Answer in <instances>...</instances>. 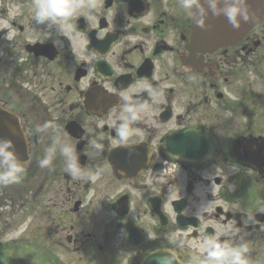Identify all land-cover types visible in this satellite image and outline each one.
Instances as JSON below:
<instances>
[{"label":"flooded vegetation","instance_id":"flooded-vegetation-1","mask_svg":"<svg viewBox=\"0 0 264 264\" xmlns=\"http://www.w3.org/2000/svg\"><path fill=\"white\" fill-rule=\"evenodd\" d=\"M54 2L64 35L0 0V107L27 155L0 264H195L241 239L264 264V0L212 49L180 0Z\"/></svg>","mask_w":264,"mask_h":264},{"label":"clouds","instance_id":"clouds-1","mask_svg":"<svg viewBox=\"0 0 264 264\" xmlns=\"http://www.w3.org/2000/svg\"><path fill=\"white\" fill-rule=\"evenodd\" d=\"M180 6L187 11L188 15L194 19L198 27L205 26V20L209 12L211 15L227 19L234 28H239L241 22H248L252 18V12L248 0H180ZM34 19L36 25H45L50 30H55L60 35H64L62 21L68 17L61 15L59 5L54 0H35ZM4 38L11 41V29L3 31ZM35 35V34H34ZM94 147H99L94 145ZM70 149L61 148V154L68 156ZM54 156L52 149L40 161L41 167H48ZM23 164L15 151L12 140L0 138V184L8 185L19 182L24 173ZM74 178L76 173L71 166L66 167ZM204 209L201 208L199 211ZM248 219H251L250 217ZM220 247L212 245L210 252L204 257L198 258L195 264H249V246L241 239L239 243L219 242ZM164 264H173L170 257L166 260L161 258ZM161 264V261H158Z\"/></svg>","mask_w":264,"mask_h":264},{"label":"water","instance_id":"water-1","mask_svg":"<svg viewBox=\"0 0 264 264\" xmlns=\"http://www.w3.org/2000/svg\"><path fill=\"white\" fill-rule=\"evenodd\" d=\"M261 2L262 0H248V4L253 15L248 22H241V26L239 28H234L230 23H228L225 17H216L211 15L210 12L206 17L204 27H198L193 19V39L197 43L205 46V48H210L236 41L247 31V29L252 24H254L259 19L261 13ZM4 115L5 112L0 109V138L12 140L15 146V150L23 148L24 144L21 135L18 132L16 134L10 132L14 125L12 127L11 122L8 119L3 118ZM8 122H10V127L8 126ZM15 126L16 130L18 131L17 123H15ZM16 154L19 155V153L17 152Z\"/></svg>","mask_w":264,"mask_h":264},{"label":"rangeland","instance_id":"rangeland-1","mask_svg":"<svg viewBox=\"0 0 264 264\" xmlns=\"http://www.w3.org/2000/svg\"><path fill=\"white\" fill-rule=\"evenodd\" d=\"M18 182L17 183H11V184H8V185H2V184H0V193H3V194H16V191H17V189H18ZM20 206H22V205H20ZM17 207L18 206H13V208L15 209L14 210V213L15 214H18V213H20V211L19 210H17ZM13 234L16 236V235H18V229H16L15 231H13Z\"/></svg>","mask_w":264,"mask_h":264}]
</instances>
